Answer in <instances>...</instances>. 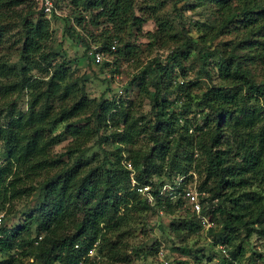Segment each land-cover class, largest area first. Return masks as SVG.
<instances>
[{
	"label": "trees",
	"instance_id": "16d2710c",
	"mask_svg": "<svg viewBox=\"0 0 264 264\" xmlns=\"http://www.w3.org/2000/svg\"><path fill=\"white\" fill-rule=\"evenodd\" d=\"M164 1L54 0L76 12L79 33L70 15L46 17L37 0H0V209L7 213L36 191L19 227L0 223V264L125 262L132 212L172 214L175 235L195 234L203 224L181 197L193 175L206 193L199 214L208 218L207 237L229 254L216 264H264V246L239 261L251 235L264 243V0H190V9L204 12L193 22L195 33L184 26L178 5L184 0H169V11ZM86 11L89 24L105 22L109 30L87 31ZM51 17H62V37L83 43V55L90 44L104 51L110 61L86 57L98 73L108 66L116 72L119 59L140 68L123 94L108 96L107 86L87 94L88 79L74 75L52 48ZM147 21L154 27L142 32ZM133 31L166 54L138 64L128 40ZM10 50L17 54L13 62ZM193 63L207 85L187 80ZM129 84L148 99V110L140 98H129ZM23 94L22 109L16 99ZM65 139L63 152H53ZM125 162L135 182L149 186L152 202L131 187ZM166 184L173 189L160 192ZM183 208L189 213L175 214ZM157 247L154 241L130 252L152 259ZM176 249L191 254L193 264L202 262L187 245Z\"/></svg>",
	"mask_w": 264,
	"mask_h": 264
},
{
	"label": "rangeland",
	"instance_id": "374dc122",
	"mask_svg": "<svg viewBox=\"0 0 264 264\" xmlns=\"http://www.w3.org/2000/svg\"><path fill=\"white\" fill-rule=\"evenodd\" d=\"M163 3L164 9L168 11L171 10L172 6L169 0L164 1ZM178 5L182 12V18L185 28H187L191 33H195L196 29L194 28L193 22H195V20H200V16H202L204 12L201 10L200 7H197L193 10L190 9V0H184V2L179 1ZM58 12L60 16L70 15L68 20L69 24L73 26L76 31H78L79 33L81 32L78 25L76 24V21L73 18V15L76 14V12H72V8L66 2L59 3ZM135 13H138V11H135ZM81 15H83V22H85L86 30L91 32L93 35L97 36L103 30H109L110 25L105 22L98 23L97 25L89 24L88 22L91 16V13L89 11L83 12L81 13ZM60 18L62 17L50 18V28L52 30L50 42L52 44V48L58 51V55L65 56L64 58L69 61V67L74 75H84V77L88 79L85 83L87 94L90 97H95L99 94L101 89L106 88V86L109 87L110 90L108 96H112V90L116 91L115 96L123 94V90L121 88L128 84V80L131 79L134 74H137L140 71V68L135 67L134 62L131 59H119L117 62L118 69L116 72H111V66H108V68H105L103 70L101 69V73H98V66L89 62L88 59H86V56L83 55V43H80L77 40L72 41L71 43L70 38L62 37L64 21ZM153 27L154 25L152 21H147L142 25L141 30L142 32H144L146 30L153 29ZM83 34L85 33L83 32ZM132 34L133 35L128 37V40L129 42H131V44L134 45V53L136 55L134 58L138 60V64H144L146 60L150 57L159 55L164 56L166 54L168 50L167 48L161 49L153 45V47L148 46L146 45L147 41L144 37L136 36L134 34V31L132 32ZM219 38L225 39L227 37L221 36L217 39ZM216 40H214V42ZM16 59L17 54L15 50H10V62L15 61ZM186 64H189V62H186ZM193 64L194 67L192 65L189 71H187V80H195L201 86L207 85L209 82L203 77V75H197V63ZM33 74L36 75L37 73L34 72ZM100 79L103 81H101ZM215 80L216 79L213 78V81ZM128 86H130V91H128L129 98H131L132 100H138L140 98V105L142 109L148 110V99L146 97L139 96V92L134 84H129ZM119 89L121 91L120 93L118 91ZM194 91L195 89H193V91L191 90L192 93H194ZM169 97L172 98L173 95L169 93ZM25 98L26 97L23 94L16 99V103L19 108L23 109L25 107ZM56 129H61V124H59ZM67 141L68 140L65 139L53 146V152H63ZM3 156L4 152L0 150V158H2ZM192 180L193 181L188 182L186 186L196 188L197 180L195 175H193ZM35 196L36 191L31 194L30 198H22L13 202L12 206L9 207V212L7 213L5 211L6 206L3 209H0V214H2L3 216V221L1 222L4 223V226L6 228L15 229L22 224L24 212L27 210L28 207L33 204V198ZM141 196L144 197L143 195ZM150 202H152V199L149 200V203ZM184 208L175 212V214L189 213L187 211L184 212ZM128 218L129 219L125 227L127 230V233H125L127 237V246L125 248L126 253L128 254L127 261H103V263L95 262V264H182L181 262L185 260L188 261V264H193L191 254H185L182 253L180 250L176 249L177 246L183 244L187 245V247L190 248V253H196L199 255L202 254V262L200 264H216L217 258H219V256H224L223 254H225L226 256L229 255L227 250L225 252H218L217 250L220 248V246H213L210 243V239L207 237V234L205 232V229L209 225V223H206L204 227L200 229L197 233L188 236L186 234L181 237V235H175L171 228L168 226L170 219H172V214L163 213L162 211H141L137 213H129ZM206 219L208 220V218ZM30 231L33 235V226L31 227ZM154 241L158 243V247L156 251L152 254V259H142L141 255L137 257L132 254V252H130L131 246H136L139 244L143 247H146L148 244ZM263 246L264 243H261V240H259L255 235H251L248 238L247 242L242 243L243 255L239 258L240 263H246L249 260V256L253 257L252 251L262 252ZM196 250L198 251L196 252ZM92 252L93 253L90 254H94V251ZM207 257L210 259L206 260ZM97 258L98 257H96L95 260L99 261V258ZM23 264H31L29 258H23ZM255 264L262 263L260 260H257Z\"/></svg>",
	"mask_w": 264,
	"mask_h": 264
},
{
	"label": "built area",
	"instance_id": "2783aa9c",
	"mask_svg": "<svg viewBox=\"0 0 264 264\" xmlns=\"http://www.w3.org/2000/svg\"><path fill=\"white\" fill-rule=\"evenodd\" d=\"M39 8L41 10V13L49 17L51 14H56L59 15L58 8L55 6L54 0H37ZM110 50L115 49L114 43H112L109 46ZM86 57L90 59L94 63H100L103 60L110 61L108 57H106L105 53L103 50H101L97 45L95 44H90L86 53ZM119 93L121 92L120 89L118 90ZM125 167L130 170L129 177H130V185L132 188L135 189L136 192L139 194L143 195L144 198L149 202L151 200V195L149 193V186L148 185H141L133 179V169L132 166L129 162H125ZM182 179V176L176 178L177 183L180 182ZM173 189L172 186L166 184L163 185L160 189V192L163 191H168ZM206 196V193L203 191L197 190V188H191L190 186H186L183 188L181 192V197L185 200V202L190 206V209L199 217L200 209H201V203H200V198ZM2 219V214H0V223ZM200 220L203 224V227L206 223H209V221L206 219V216H201L200 215ZM209 226V225H208Z\"/></svg>",
	"mask_w": 264,
	"mask_h": 264
}]
</instances>
